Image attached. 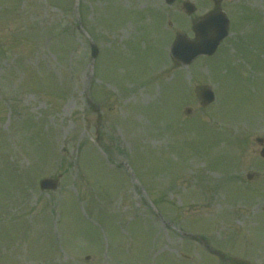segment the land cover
I'll use <instances>...</instances> for the list:
<instances>
[{"label":"rangeland","instance_id":"1","mask_svg":"<svg viewBox=\"0 0 264 264\" xmlns=\"http://www.w3.org/2000/svg\"><path fill=\"white\" fill-rule=\"evenodd\" d=\"M183 1L197 12L186 16ZM212 8L211 0H0V264H189L186 256L221 264L179 228L202 229L227 254L264 264V213L260 225L253 213L264 198H249L258 185L246 177L264 171L255 153L264 137V54L247 77L234 56L264 53V0H223L230 36L213 59L172 75L180 67L168 55L174 33L192 35L193 21ZM166 70L183 89L168 95L159 84L127 81L148 83ZM201 85L217 94L211 105L198 99ZM160 93L158 116L147 107ZM88 98L102 110L98 129ZM215 145L219 168L196 155L211 157ZM60 173L56 192L40 191L41 177Z\"/></svg>","mask_w":264,"mask_h":264},{"label":"water","instance_id":"2","mask_svg":"<svg viewBox=\"0 0 264 264\" xmlns=\"http://www.w3.org/2000/svg\"><path fill=\"white\" fill-rule=\"evenodd\" d=\"M169 3L174 2L175 0H167ZM218 4L221 0H215ZM187 11L189 13L194 11L193 5L186 3L185 4ZM229 28V20L223 12H213L207 15L201 20L194 30H197V41H189L183 36H178L175 44L180 42H188L190 45H178L175 49H172L173 56L176 59H181L184 62H190L194 56L200 54H212L215 52L220 42L227 36ZM189 50V51H185ZM202 96L205 101H210L212 99L211 93L203 92ZM264 155V151H263ZM56 180H47L43 181L42 187H56ZM234 264H243L242 261H234Z\"/></svg>","mask_w":264,"mask_h":264}]
</instances>
